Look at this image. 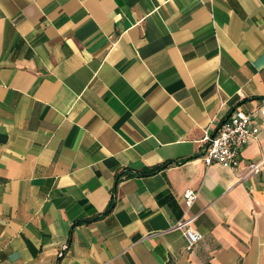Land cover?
I'll return each instance as SVG.
<instances>
[{
  "label": "crops",
  "instance_id": "crops-1",
  "mask_svg": "<svg viewBox=\"0 0 264 264\" xmlns=\"http://www.w3.org/2000/svg\"><path fill=\"white\" fill-rule=\"evenodd\" d=\"M235 108L260 132L207 165ZM251 161L264 0H0V264H264Z\"/></svg>",
  "mask_w": 264,
  "mask_h": 264
},
{
  "label": "built area",
  "instance_id": "built-area-1",
  "mask_svg": "<svg viewBox=\"0 0 264 264\" xmlns=\"http://www.w3.org/2000/svg\"><path fill=\"white\" fill-rule=\"evenodd\" d=\"M260 132V126L253 114L235 108L233 112L222 120L215 131L205 135L203 159L207 165L218 164L224 167L237 169L241 165V153L250 141ZM263 162L251 161L247 164L248 173H258ZM194 189H187L185 197L189 205L196 198ZM193 218L180 220L174 229L183 231L187 240V248L193 247L204 238V234L192 226Z\"/></svg>",
  "mask_w": 264,
  "mask_h": 264
},
{
  "label": "trees",
  "instance_id": "trees-1",
  "mask_svg": "<svg viewBox=\"0 0 264 264\" xmlns=\"http://www.w3.org/2000/svg\"><path fill=\"white\" fill-rule=\"evenodd\" d=\"M166 165V164H165ZM165 165H163V166H165ZM161 167H156V168H153V169H151L149 172H154V171H156V170H158V169H160ZM112 207H113V202L111 203V205L106 209V211H104L103 213H102V215H104L105 213H107V212H109L111 209H112Z\"/></svg>",
  "mask_w": 264,
  "mask_h": 264
}]
</instances>
